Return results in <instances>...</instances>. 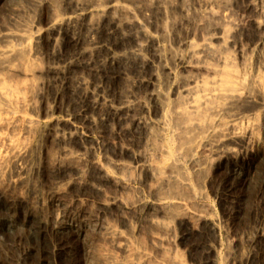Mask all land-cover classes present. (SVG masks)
I'll return each instance as SVG.
<instances>
[{
	"label": "bare ground",
	"instance_id": "1",
	"mask_svg": "<svg viewBox=\"0 0 264 264\" xmlns=\"http://www.w3.org/2000/svg\"><path fill=\"white\" fill-rule=\"evenodd\" d=\"M241 1L244 7L238 15L233 7ZM3 4H7L5 10ZM144 11L149 16L138 14ZM249 31L257 37L246 45L243 40ZM113 35L121 38L116 46L109 41ZM170 39L174 46L168 43ZM66 41L78 52L61 58ZM263 47L264 0H0V130L6 132L0 133V179L10 170L16 179L9 180L8 187L25 183L30 193H36L39 188L33 180L43 174L45 166H29L39 161L36 151H46L53 140L58 157L51 172L65 185L61 192L36 197L33 203L42 204V216L23 193L15 194L8 203L0 192V243L5 240L3 235L22 233L16 242L20 247L29 243L41 248L38 257L35 254L36 264H60L66 259L70 264L79 260L80 264H146L152 257L149 253L139 252L141 258L134 257L136 261L124 257L125 261H117L112 252L99 255L91 238L97 235L123 255L132 254L130 237L145 227L152 251L160 257L159 262L153 261L180 264L175 260L177 254L169 253L175 242L187 245L192 254L200 245L190 242L189 236L206 231L208 240L214 236V241L205 240L206 247L201 245L207 250L205 255L211 254L214 263L221 264L223 260L217 256L220 229L212 206L203 203V187L224 172L232 181L229 188L248 189L257 162L264 159V140L259 137V131H264ZM106 68L112 70L110 74L104 73ZM79 69L91 73L93 81H86L78 72L75 77ZM68 79L75 81L68 84ZM105 79L121 80L117 98L103 95ZM58 81L71 93L65 111L59 105H48L45 99L44 89ZM59 92H54V100L60 98ZM255 110H260L262 124L251 117L246 129L239 130L238 120L245 111ZM26 111L39 112L46 119L35 123ZM56 111L62 115L54 116ZM95 111L99 112L96 119L92 116ZM98 122L100 129L116 123L109 138L91 136ZM135 135L144 153L113 142ZM95 146L104 150L102 162L92 154ZM127 158L135 163L138 174L134 178L122 175L128 168ZM147 185L146 193L141 191ZM105 187L115 192L133 188L134 197L105 195ZM72 188L80 194L89 188L91 201L99 195H95L96 203L92 201L91 212L85 215L65 200V192ZM225 188L218 193L215 189V195L229 197L231 190ZM239 202L229 209L232 217L240 213ZM17 211L23 212L20 221L15 218ZM107 217H115L129 232L122 235ZM182 225L185 230L178 229V238L170 237ZM48 234L60 241L46 244L43 237ZM263 236L261 229L252 241ZM21 252L13 264H30L32 250ZM247 254L240 259L252 263Z\"/></svg>",
	"mask_w": 264,
	"mask_h": 264
},
{
	"label": "rangeland",
	"instance_id": "2",
	"mask_svg": "<svg viewBox=\"0 0 264 264\" xmlns=\"http://www.w3.org/2000/svg\"><path fill=\"white\" fill-rule=\"evenodd\" d=\"M242 2V1H241ZM7 3V2H6ZM244 5V2H242V4H239V5H236V7L234 6L233 7V9H234V11H235V13H238V15H239V13H241V9H242V7H244L243 6ZM239 6V7H238ZM241 6V7H240ZM6 7H7V4H3V6H2V9L3 10H5L6 9ZM131 8H134L135 6L134 5H131L130 6ZM240 8V10H238ZM244 9V8H243ZM240 11V12H239ZM145 13H143V12H140V13H138V14H140V15H144V14H149V12L148 11H144ZM148 12V13H147ZM150 14H151V12H150ZM190 14V13H189ZM146 15V16H147ZM191 15V14H190ZM149 16V15H148ZM144 17V16H143ZM182 32H183V30H182ZM250 32V33H249ZM248 32V34L246 35V36H244L245 38V40H243V43L244 44H249L250 45V42H252V40L255 38V37H257L256 35H257V33H255V32H253V31H249ZM253 32V33H252ZM251 36V37H250ZM114 37V38H113ZM116 37V38H115ZM118 37V38H117ZM116 39V40H115ZM121 38H119V35H113V36H111L110 38H109V41L111 42V43H114L113 45L114 46H116L117 44H119L120 42H121V40H120ZM117 40H119V41H117ZM247 41V42H246ZM67 42V41H66ZM66 42H65V44L64 45H62V48L64 49V51H63V49L61 48V52L62 53H60L61 54V58H63V57H65L66 56V54L69 56V55H72V54H74V53H76V52H78L77 51V49H76V46L74 47V45H72L70 42H67V45H66ZM249 42V43H248ZM69 43V44H68ZM171 46H174V41L172 40V39H170L169 40V42H168ZM246 44V45H247ZM70 45V46H69ZM112 45V47H114ZM248 45V46H249ZM67 48V49H66ZM115 48V47H114ZM66 49V50H65ZM68 49H69V51H68ZM76 49V50H75ZM73 50H75L74 52H73ZM263 51H264V47H263V49H262ZM67 51V53H65ZM262 51V52H263ZM73 52V53H72ZM65 53V54H64ZM70 53V54H69ZM38 56H40V57H44V56H42V55H38ZM75 56V55H74ZM67 57V56H66ZM60 63L63 65V62L62 61H60ZM61 66V65H60ZM99 67L100 68V66H101V64H100V66H99V64H98V62H97V64H96V67ZM97 67V68H98ZM98 68V69H99ZM101 69V68H100ZM99 69V70H100ZM105 70H107L106 72H104V73H107L108 72V68H106ZM104 70V71H105ZM112 71V70H111ZM111 71H109V72H111ZM80 75H82L85 79H87L86 81H93V79H92V74L90 73V74H87L88 73V71L87 70H84V72H83V70H77V71H75V73L76 74H74L75 75V77H76V75L78 76L79 74ZM108 72V73H109ZM110 74V73H109ZM108 74V75H109ZM87 75H89V76H87ZM102 75H103V73H102ZM72 76V75H71ZM75 77H72V79L73 78H75ZM97 77H100L99 75L97 76ZM95 78L94 80H98V78ZM101 78V77H100ZM72 79L70 80V79H68L67 80V82L69 81L70 83H73L75 80H73L72 81ZM89 79V80H88ZM121 80H114L113 82L111 81V79H105L104 80V82L103 83H101V85H102V87H103V95L105 94V97L106 98H110V99H115V96H116V98L120 95V93H121V82H120ZM68 82V84H70ZM116 82V83H115ZM56 83H59V84H56ZM55 84H56V87H58V88H55V84H53V87L51 86H49V88H45L44 89V91H45V99H46V102H47V104L48 105H50V106H53V107H55V105L56 106H58L59 105V108L60 107H62V108H60L61 110H63V109H65V106L70 102V101H72L71 100V93L69 92V88L68 87H63L62 85H61V83L58 81V82H56ZM114 83V84H113ZM106 84H108V85H105ZM110 84V85H109ZM112 84V85H111ZM118 84V85H117ZM60 85V86H59ZM114 85V86H113ZM62 86V87H61ZM106 88H105V87ZM111 86V87H110ZM115 88H113V87ZM117 86V87H116ZM60 87V88H59ZM108 87V88H107ZM120 87V88H119ZM54 88H55V90H54ZM63 88V89H62ZM119 88V89H118ZM48 89V90H47ZM57 89V90H56ZM59 89V90H58ZM61 89H62V91H61ZM112 89H114L113 91H112ZM55 91H57V92H59V91H61V93L59 92V94H60V98H59V96H58V99H56V100H54V92ZM107 91V92H106ZM50 92H51V94H50ZM63 92V93H62ZM46 93H48L49 94V96H48V94H46ZM118 94V95H117ZM115 95V96H114ZM61 97H63V102H62V100H61ZM75 98V97H74ZM39 101H41V100H39ZM39 101H37V104L39 103ZM60 101V102H59ZM58 102H59V104H58ZM43 103H41V105H42ZM64 104H66V105H64ZM63 105V106H62ZM69 111L68 112H71V113H73V111L74 110H72V108H69L68 109ZM63 111H65V110H63ZM96 113H92V116H93V118H97L98 116V111H95ZM246 112V113H245ZM245 112H243V113H245V115H244V117H241L239 120H238V128H239V130L240 129H242V131H244L245 129H246V127L248 126V123H250L249 121H251L252 120V118H254V119H258L259 121V123H261L262 124V118H261V116L259 115V114H261V112H260V110H255L254 112H250L249 111V114H247L248 112L247 111H245ZM255 112H259V113H257V116L259 117V118H257V116H256V113ZM26 115H28L30 118H32V120H34L35 121V123H40V122H43L44 121V119H46V116L45 115H43V114H40L39 112L37 113H32V112H29V111H26ZM89 113V112H88ZM253 113H255V115L253 114ZM90 115H91V113H89ZM246 114H247V116H246ZM252 116H251V115ZM62 115V112H58V111H56L55 113H54V116H56V117H60ZM249 116V117H248ZM252 117V118H251ZM33 121V122H34ZM253 121V120H252ZM251 121V122H252ZM78 122V124L81 126V127H83L84 129H85V127H86V125L83 123L82 124V121L80 122V120L79 119H76V123ZM113 123H115V122H113ZM100 122H98V127H96L95 129H92V137L94 138V139H99V137H103V138H109L110 137V129H111V127H114L115 128V124H110L109 126H105V128H101L100 129ZM88 126V125H87ZM108 127H110L109 129H108ZM245 128V129H244ZM101 131H100V130ZM102 131H104L103 133H102ZM263 130H260L259 132H260V138H261V136L263 137L262 138V141L264 140V131L262 132ZM0 133H6L4 130L3 131H1L0 130ZM261 133H262V135H261ZM259 134V133H258ZM136 136V135H135ZM132 138V137H131ZM28 139V138H27ZM140 140V138L139 137H133L132 139H130L129 137H120L119 139L117 138V139H114L113 140V142H114V144L117 146V147H119V146H126V147H129L133 152H135V153H144V146H143V144H142V142H141V140L140 141H137V140ZM141 142V144H139ZM53 145H52V144ZM263 143H264V141H263ZM262 143V145L264 146V144ZM261 145V146H262ZM48 147H47V149H46V151H44L43 150V152H38L39 151V149L36 151V155H37V153H38V155H37V160H39V161H32L31 162V164L32 165H30L29 167H32V166H38V165H42V167H44V170H43V174L39 177V178H34V180H33V182L35 183V186L37 187V188H39L37 191H36V193L35 192H33V193H30V191H29V188L27 187V185L25 184V183H23V184H21V185H17V188L15 187V186H10V187H8V185L7 184H9V180L11 181L12 179H16V174L15 173H12V172H10V170H8V171H6L5 173H6V175H5V173H4V176L2 175V179H0V192L2 193V197L3 198H5L6 199V201H5V199H4V202H7L8 201V203H11V202H13V200L16 198V195L15 194H17V197H18V195L20 194V193H23L22 194V196H24V197H26V200L28 201V203L30 204V205H33L32 207L35 209L36 207V210L38 211V215L39 216H42V214H43V211H44V209H43V211H40L41 210V207H42V204H40V203H38L37 205L39 206V204L41 205L40 206V208L38 207V206H34L35 205V203H33V202H35L34 200L36 199V197L37 196H39V194L41 195V196H46L47 195V193L49 194H51L52 192L54 193V192H61L60 190H63V188L65 187V185L63 184L64 182H61V183H59V182H57V180H55V177L54 176H56V174H54L53 172H51L52 171V165L51 164H53L55 161H56V159H57V157H58V148H57V146H56V143L53 141V140H51L49 143H48V145H47ZM98 146V145H97ZM97 146H95V149H94V152L92 153L93 155H94V157H95V159H97V160H99L100 162H102V158L104 157V150L102 149V147H97ZM262 146V147H263ZM254 148L253 149H255V147L256 146H253ZM260 146H258V148H259ZM262 147H260V151H261V149H262ZM264 149V148H263ZM255 150H257V147H256V149ZM259 150V149H258ZM240 151V150H239ZM241 151H243V150H241ZM81 152H84V150L83 151H81ZM0 154H3V150H2V148L0 147ZM50 156V157H49ZM109 156L111 157V158H113V159H115V157H116V155H113V154H109ZM54 157V158H53ZM49 158H50V160H49ZM41 159V160H40ZM125 159V158H124ZM128 159V158H127ZM126 159V161L128 162V168H127V170H124V172H123V174H122V172H121V174L122 175H124V177H128V179L129 178H134V177H136V175L138 174L137 173V170L135 169V163H133L132 161H130L129 159L127 160ZM41 161H42V163H41ZM36 162V163H35ZM49 162V163H48ZM37 163H38V165H37ZM40 163V164H39ZM36 164V165H35ZM24 165V164H23ZM48 165V166H47ZM10 174V175H9ZM12 174V175H11ZM51 174V175H50ZM14 175V176H13ZM216 175H218L217 177H216ZM214 177H213V179L211 180V183H206L205 184V186L203 187V191L205 192V195H206V198H205V200H204V202L203 203H205L206 205H209V207L211 208V206H212V211H213V214H214V219L216 218V222L218 223L217 225H219L218 227H219V229H220V232H219V234L217 235L219 238H218V242L220 241V243L218 244V245H220L221 244V247L219 248L218 246H217V248H219L218 250H217V256H218V258L220 257V259H222L223 261L221 262V264H237V263H239V264H241V263H243V264H264V236L262 237V239L260 240V241H257V242H254V241H252L253 239H255L256 238V236H257V234H258V232L261 230V229H263L264 230V180H263V176H261V175H264V159L261 161V160H259L258 162H257V165H256V172H255V174H254V176H253V179H252V182L248 185V189H246L247 188V186L246 187H243V188H241V189H239V188H235V190L233 189H231V188H229L228 186H230V183L232 182L231 180H229L230 178H227L228 176H225L226 174L223 172H220L219 174H216ZM224 175V176H223ZM9 176H10V178L11 179H8L9 178ZM261 176V177H260ZM7 178V180H6V178ZM14 177V178H13ZM216 178V179H215ZM226 178H227V181H226ZM32 179V178H31ZM256 179V180H255ZM262 179V181H260V180ZM7 181V182H6ZM36 181V182H35ZM217 182V183H216ZM2 184V185H1ZM229 184V185H228ZM261 184V185H260ZM10 185V184H9ZM212 185H214V186H212ZM7 186V187H6ZM20 186V187H19ZM136 186V185H135ZM5 187V188H4ZM12 187V188H11ZM16 189H15V188ZM21 187H23V189L21 188ZM41 187V188H40ZM58 187V188H57ZM63 187V188H62ZM218 187V188H217ZM222 187V188H221ZM226 187V188H225ZM4 188V189H3ZM8 190H7V189ZM11 188V189H10ZM14 188V189H13ZM54 188V189H53ZM57 188V189H56ZM148 188V185L147 186H143V187H141V191H143V192H145V190ZM223 188H225L228 192L231 190V192L229 193V197H221L220 196V198H218L215 194L216 193H218L221 189H223ZM233 188V187H232ZM10 189V190H9ZM14 191H13V190ZM87 189H89V188H87ZM86 189V191H84V193L85 194H80L78 191V189H76V188H72L70 191H66L65 192V194H64V198H65V200L66 201H68L69 203H71V205L72 206H74L73 207V209L75 208V210H80V212H83V213H85V215L86 214H88L89 213V211L91 212V209H93L94 208V203H96V198H98L99 197V195H96V196H98V197H96L95 195H94V198H93V202L94 203H92V201H91V197H90V199H89V197H88V195H90V194H92V191L89 189V190H87ZM215 189H216V191H215ZM230 189V190H229ZM239 189V190H238ZM243 189H245V190H243ZM28 190V191H27ZM50 190V191H49ZM85 190V189H84ZM214 191L216 192V193H214ZM4 192V193H3ZM19 192V193H18ZM29 192V193H28ZM39 192V193H38ZM42 192V193H41ZM238 192H240V193H238ZM71 193V194H70ZM110 193H117L119 196H121L122 198H124V199H132L133 197H134V193H133V188H131L130 190L129 189H127V190H124V191H120V192H115L113 189H111V188H108V187H105L104 188V194L105 195H108V194H110ZM146 193V192H145ZM250 195H249V194ZM4 194V195H3ZM35 194V195H34ZM45 194V195H44ZM78 194H80V196L78 197V199L76 200V195H78ZM238 194V195H237ZM241 196H240V195ZM30 195H31V197H30ZM69 195H70V197H69ZM93 195V194H92ZM236 195V196H235ZM27 196H29V197H27ZM232 196V197H231ZM238 196V199L236 198ZM246 196V197H245ZM240 197V198H239ZM10 198H12V200L10 199ZM14 198V199H13ZM29 198V199H28ZM229 198V199H228ZM232 198V199H231ZM250 198H252V199H250ZM262 198V199H261ZM8 199V200H7ZM10 199V200H9ZM33 199V200H32ZM240 199V200H239ZM242 199V200H241ZM245 199H246V201H245ZM31 200V201H30ZM73 200V201H72ZM251 200V201H250ZM44 201L45 200H43V202L42 203H44ZM238 201H240L239 203H241L240 204V206H241V208H240V213H239V215H237V217L239 218H237V217H232V212L229 210V209H231L232 208V206H234V204H237L238 203ZM40 202H41V200H40ZM229 202V203H228ZM233 202V203H232ZM247 202V203H246ZM250 202V203H249ZM245 204V205H244ZM249 204V205H248ZM255 205V206H254ZM223 206V207H222ZM245 206V207H244ZM249 207V208H248ZM42 208H44V207H42ZM223 208V209H222ZM26 209V208H25ZM45 210H46V208H45ZM83 210V211H82ZM246 212H245V211ZM255 210V211H254ZM40 212H41V214H40ZM45 213V212H44ZM243 213V214H242ZM17 215V216H16ZM16 215H15V218L16 219H18L19 221L21 220V218H22V215H23V212H21V211H17V213H16ZM233 219V221H232V219ZM236 219V220H235ZM106 221L108 222V223H110L111 225H113V226H115V228H117V229H119L120 230V233H122V235L124 234V233H127V232H129L127 229H125V228H123V227H121L120 226V224H119V222L117 221V219L115 218V217H107L106 218ZM132 226H136V222H133L132 223ZM261 227V228H260ZM147 228V227H146ZM178 229H180L181 231L183 230H185V228H184V226L182 225V227L180 226L179 228H176V230H174L173 232H170V234H172L171 236H170V234H169V236L170 237H173V238H178V236H179V233L181 234V232H180V230H178ZM260 229V230H259ZM140 231H141V229H140ZM140 231H138L139 233H136V234H132L133 236H131L130 237V243H129V249L131 248L132 250V254L131 253H129V254H126V255H123L119 250H117V249H115V248H112V246L110 245V244H108V242H106V241H104V240H101V238L99 237V236H94V235H91V238L93 239V243H95V244H93L94 246H93V248H94V251H96V252H98L99 253V255L100 254H103V253H105V252H108L109 254H111L110 252H112L113 253V255L115 254V257H113V258H115V259H117V261L119 260V261H121V260H124L125 261V259H127L128 261L129 260H132V259H140L141 258V255H140V253L141 252H143V253H149V255L150 256H152L151 257V259H149L147 262H149L150 264H154L155 263V261H153V260H156V263L157 262H159L160 261V257H158V255L159 254H157V256L155 255V251L153 252L152 250V247L150 246V244H149V242H148V240H147V237H146V235H148V234H146L145 235V233L144 232H148L149 230L148 229H145V227H143L142 228V231L140 232ZM153 231H156V230H153ZM143 233V234H142ZM138 234V235H137ZM20 236H22V233H18V232H14L13 234H12V236H10V235H3V238L5 239L4 241H2L1 243H0V264H13L16 260H17V258H18V256H19V254H21L22 252L21 251H23L24 249L25 250H28V249H30V250H32V258H31V260H30V264H36V262L37 261H35L34 259H36L37 257H38V255L40 254V253H38V251H40L39 249H41V248H39L38 247V249L36 248V246H33V245H31V244H29V243H26V244H24L23 245V243H21V247H20V243L18 244V243H16V242H18V238L20 237ZM195 236V237H194ZM210 235H208L207 233H206V231H203L202 233H200V234H192L191 236H189V239H190V242H192L194 245H196V246H199L198 247V249H196V251H193L192 252V254H189V252H188V247H187V245H184V244H178V241L177 242H175V246H174V249H171L170 251L169 250H167V251H169V253H173V255L175 254V256H176V254H177V256L175 257V260L178 262L179 260L181 261V263L180 264H215L214 263V261H213V259H211V258H214V256H212L211 254H209V255H211L212 257H210L208 254L207 255H205L206 254V242L207 241H209L210 243H212L214 240V236H211L210 237V239L208 240V237H209ZM52 237V238H51ZM54 236H52V235H50V234H48V235H46V237L44 236L43 237V240L46 242L47 241V243L46 244H48V243H50V242H54V241H57L58 239H59V237L58 236H56L55 237V240H54V238H53ZM192 237V238H191ZM204 237V238H203ZM11 238H12V240H11ZM41 238V237H40ZM57 238V239H56ZM95 238V239H94ZM194 238V239H193ZM207 238V239H206ZM213 238V239H212ZM13 239H14V241H13ZM100 239V240H99ZM211 239L213 240V241H211ZM198 240V241H197ZM205 240H207V241H205ZM60 240H58L57 242H59ZM98 243H97V242ZM199 241H201V242H199ZM205 241V242H204ZM222 242V243H221ZM33 243V242H32ZM97 243V244H96ZM205 245H204V244ZM257 243V244H256ZM259 243V244H258ZM198 244V245H197ZM201 245H204V246H201ZM226 246V248H225V246ZM27 246V247H26ZM31 246H33V247H31ZM111 246V247H110ZM137 246V247H136ZM22 247H23V249H22ZM108 248V249H107ZM110 248H112L111 249V251H107V250H110ZM216 248V249H217ZM204 249V252L202 251V250ZM225 249V250H224ZM227 250H229V251H227ZM20 251V252H19ZM165 251H166V249H165ZM202 251V252H201ZM226 251V252H225ZM232 251V253H230ZM95 252V253H96ZM135 252H136V256H135ZM140 252V253H139ZM154 254H153V253ZM243 252V253H242ZM98 253H96V254H98ZM151 253H152V255H151ZM158 253H160V252H158ZM163 253H165V252H163ZM163 253H161L160 254V256H162L163 255ZM168 253V252H167ZM219 253V254H218ZM225 253V254H224ZM249 254V256H250V259L252 260V263H251V261L250 262H247V263H244L243 262V260H241V259H244V255H246V254ZM35 254H37V257L35 256ZM131 254V255H130ZM204 254V255H203ZM223 254V255H222ZM228 254V255H227ZM247 254V255H248ZM98 255V256H99ZM128 255H130V256H128ZM154 255H155V257L156 258H154ZM194 255V256H193ZM253 255V256H252ZM226 258V259H223L224 257ZM243 257V258H241L240 259V257ZM36 257V258H35ZM125 259H124V258ZM135 257V258H134ZM158 257V258H157ZM252 257V258H251ZM131 258V259H130ZM177 258H179V259H177ZM237 258V259H236ZM63 259V258H62ZM114 259V260H115ZM136 259L134 260V261H136ZM79 260V259H78ZM77 260V261H78ZM201 260H203V263H202V261ZM241 260V261H240ZM261 261V263H260V261ZM80 261L81 260H79L78 262H76L77 264H80ZM179 261V262H180ZM239 261V262H238ZM33 262V263H32ZM153 262V263H152ZM178 262V263H179ZM211 262V263H210ZM259 262V263H258ZM71 262H69V260H62V263H60V264H70ZM149 263H146V264H149ZM155 263V264H156Z\"/></svg>",
	"mask_w": 264,
	"mask_h": 264
}]
</instances>
